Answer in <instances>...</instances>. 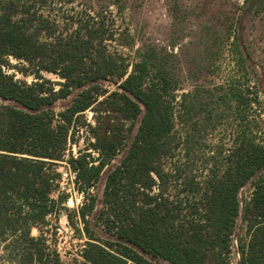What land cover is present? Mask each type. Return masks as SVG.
<instances>
[{
	"label": "trees",
	"instance_id": "trees-1",
	"mask_svg": "<svg viewBox=\"0 0 264 264\" xmlns=\"http://www.w3.org/2000/svg\"><path fill=\"white\" fill-rule=\"evenodd\" d=\"M56 1L73 0H0V243L11 263L158 264L149 255L169 264H229L232 233L241 216L248 237L238 240L236 264H264V136L240 127L220 170L202 184L193 176L180 179V191L192 199L171 198L168 183L181 170L168 171L161 159L178 145L173 100L179 86L166 55L148 46L135 48L126 60L109 43L133 49V35L115 28L106 7L62 16L43 10ZM231 51L238 67L245 68L236 38ZM10 56L23 62L16 67L31 74L32 81L5 70ZM44 72L62 80H50ZM220 88L219 115L231 110L242 119L243 108L258 102L257 91L250 98L238 89ZM206 90L196 85L181 93L182 123L199 113L194 101ZM61 99L67 100L55 110ZM191 122L186 154L190 136L199 132L196 120ZM79 126L88 134L86 147L76 155L70 151L67 160L76 171L77 190L85 193L78 216L86 239L79 258L62 262L42 230L35 236L31 228L47 225V216L57 217L61 210L73 222L66 194H50L59 176L54 161L63 157ZM121 150L119 162L106 171L96 214L103 230L115 237L105 239L86 219L97 200L87 191ZM248 182L251 194L241 205L239 191Z\"/></svg>",
	"mask_w": 264,
	"mask_h": 264
},
{
	"label": "rangeland",
	"instance_id": "rangeland-1",
	"mask_svg": "<svg viewBox=\"0 0 264 264\" xmlns=\"http://www.w3.org/2000/svg\"><path fill=\"white\" fill-rule=\"evenodd\" d=\"M101 7L107 8L110 19L118 29L129 31L133 35V49L117 45L112 40L109 48L118 50L126 60L133 56L135 48L152 47L160 55H166L167 65L171 68L178 80V89L175 90L174 104V142L178 145L173 153L161 159L165 169L179 168L181 176L176 180L172 177L168 183L167 193L173 199L185 200L186 191H180L181 180L193 176L202 184L209 174L218 171L223 165L225 155L233 145L236 133L240 127L251 130L257 138L264 136V7L259 0H73L71 2H48L43 8L52 15L62 16L73 10H92ZM233 23L231 35L226 36L227 26ZM244 52V66L240 69L236 57L231 51L232 40ZM23 63V62H22ZM19 60L9 57L10 66L5 70L14 75L15 79L30 82L31 74H23L16 66L22 64ZM44 76L53 81L62 78L51 72H44ZM113 87L110 81H106ZM196 85L205 87L206 91L199 93L197 104L199 113L194 115L199 132L190 137L188 144L191 148L185 153V136L191 132V121L182 123L181 93L194 88ZM57 86V85H56ZM220 86L235 88L252 98L257 91L258 102L251 101L243 108V118L234 111H226L219 115L222 108ZM68 99V98H67ZM67 99L56 101L55 110H59ZM201 106V107H200ZM87 120L92 122V112L85 111ZM137 125V123H136ZM132 132H135L136 129ZM88 134L84 126H79L73 140H68L65 154L71 151L77 154L86 147ZM124 150H121L110 165L106 166L99 181L87 191L97 196L96 208L86 216L91 228L105 239H114L106 233L99 221L96 220L98 208L101 206L102 192L106 171L118 163ZM93 154L97 153L93 151ZM57 164H53V167ZM252 185L246 183L239 191L240 204L250 197ZM65 193V192H64ZM64 204L73 215L69 221L61 210L56 217L48 215V223L66 220L73 228L71 237L58 240L53 234L48 238L51 248L59 249L62 262H70L79 258V238H86L83 223L78 216L79 206L85 201V193L78 195L77 188L65 193ZM72 196V202L68 198ZM79 197V201L76 199ZM77 202V208L75 204ZM66 217V218H65ZM45 225L32 227L31 233L35 236L39 231H45ZM245 223L239 216L232 233L229 264H236L239 257L238 240L246 239ZM146 257L158 264H169L167 261ZM0 264H12L8 259V249L0 243Z\"/></svg>",
	"mask_w": 264,
	"mask_h": 264
},
{
	"label": "built area",
	"instance_id": "built-area-1",
	"mask_svg": "<svg viewBox=\"0 0 264 264\" xmlns=\"http://www.w3.org/2000/svg\"><path fill=\"white\" fill-rule=\"evenodd\" d=\"M67 158H68V155H66L64 152L63 157L60 160L54 161L55 164H57V166L53 167V169H55L59 173V176L55 180L56 187L52 190L50 194V196L53 198H55L59 193H64V192L70 193L71 189L74 190L75 187L77 188L76 171L72 169ZM81 194L82 192L78 191L79 197H81ZM79 197L76 199L77 202L79 201ZM68 199L71 200L72 202L73 197L70 196ZM77 202L75 204L76 208H77ZM52 215L54 216V214ZM44 228H45V231H42V232L47 237V242H48V238H51L52 234L55 237H57L58 240H61V239L65 240L66 238L71 237L73 234V228L69 225V223L66 220H64L63 222L61 220H59L58 222H54L53 226L49 222L47 225L44 226ZM85 239L86 238L84 237L79 238V241L81 243L79 245V253L84 246ZM56 250L59 252L58 248Z\"/></svg>",
	"mask_w": 264,
	"mask_h": 264
},
{
	"label": "crops",
	"instance_id": "crops-1",
	"mask_svg": "<svg viewBox=\"0 0 264 264\" xmlns=\"http://www.w3.org/2000/svg\"><path fill=\"white\" fill-rule=\"evenodd\" d=\"M66 218V217H65Z\"/></svg>",
	"mask_w": 264,
	"mask_h": 264
}]
</instances>
